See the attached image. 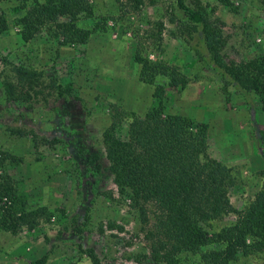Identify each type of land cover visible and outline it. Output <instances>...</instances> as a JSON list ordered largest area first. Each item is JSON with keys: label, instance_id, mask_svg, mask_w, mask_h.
Instances as JSON below:
<instances>
[{"label": "rangeland", "instance_id": "rangeland-1", "mask_svg": "<svg viewBox=\"0 0 264 264\" xmlns=\"http://www.w3.org/2000/svg\"><path fill=\"white\" fill-rule=\"evenodd\" d=\"M44 1V0H40ZM96 27L85 44H62L55 26L47 25L30 40L19 20L27 9L17 0H3L0 12L8 28L0 37V69L5 59L45 69L84 100L74 106H33L7 100L0 81V177L24 193L33 207L51 212L35 228L13 234L0 230V264H157L150 253L156 236L148 231L130 199L122 195L108 170L89 166V152L100 151L102 133L115 120L127 123L152 104L154 85L140 79L143 55L178 69L188 78L184 87L167 88L168 112L208 125L210 155L233 168L236 183L229 196L244 210L264 184V111L255 92L257 77L227 81L195 51L194 42L171 17L188 22L177 0H89ZM210 18L218 20L225 39L223 55L239 63L264 54V0H201ZM193 0H186L191 5ZM156 82L168 84L158 76ZM231 213L215 228L233 223ZM81 231V232H80ZM95 256L91 257L89 250ZM177 264H204L201 253L183 252ZM230 264H264V250L240 256Z\"/></svg>", "mask_w": 264, "mask_h": 264}, {"label": "trees", "instance_id": "trees-1", "mask_svg": "<svg viewBox=\"0 0 264 264\" xmlns=\"http://www.w3.org/2000/svg\"><path fill=\"white\" fill-rule=\"evenodd\" d=\"M3 0H0V3ZM27 13L20 18L23 38L30 40L41 28L55 26V37L62 44L85 45L97 30L78 25L81 18H93L89 0H17ZM144 2L145 0H134ZM230 5L229 0H222ZM188 22L171 17L194 42L195 51L227 81L257 77L255 92L264 111V54L239 63H228L223 55L225 39L218 20L210 18L201 0H177ZM8 28L0 12V37ZM140 64V79L154 85L152 104L144 115L132 114L127 123L115 120L102 133L104 155L89 152L87 162L94 172L104 169L113 177L118 191L128 197L148 231L156 236L150 253L157 264H177L183 252L201 253L204 264H230L254 251L264 250V184L244 209H235L229 191L236 183L233 168L213 158L208 148V125L189 116L168 112L167 88L184 87L188 78L176 68L134 53ZM158 76L168 84L156 82ZM0 81L7 100L33 106L44 103L58 108L74 106L83 111L84 100L60 78L45 69L7 59L0 69ZM234 213L233 223L215 228L214 222ZM45 206L29 205L27 196L0 177V230L13 234L23 227L35 228L49 220ZM81 232V231H80ZM89 255L94 258L93 249ZM32 264H47V257Z\"/></svg>", "mask_w": 264, "mask_h": 264}]
</instances>
